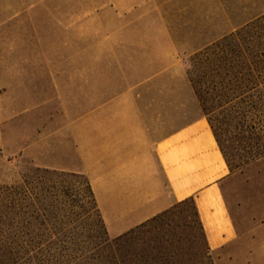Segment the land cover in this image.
<instances>
[{
    "label": "crops",
    "instance_id": "1",
    "mask_svg": "<svg viewBox=\"0 0 264 264\" xmlns=\"http://www.w3.org/2000/svg\"><path fill=\"white\" fill-rule=\"evenodd\" d=\"M118 18L114 29L138 28ZM99 44L96 54H24V80L0 78V153L15 154L18 143L38 168L83 175L110 238L193 198L215 264H264V225L242 230L224 191L231 172L205 117L164 129L150 117L155 85L173 64L142 74L139 63L149 57L142 46L150 42L133 34ZM21 117L28 126L37 119L36 138L16 134Z\"/></svg>",
    "mask_w": 264,
    "mask_h": 264
},
{
    "label": "rangeland",
    "instance_id": "2",
    "mask_svg": "<svg viewBox=\"0 0 264 264\" xmlns=\"http://www.w3.org/2000/svg\"><path fill=\"white\" fill-rule=\"evenodd\" d=\"M259 13H264V0H0V78L12 75L24 80V54H42L47 58L85 53L87 48L96 54L101 50L99 39L111 36L133 34L148 40L150 45L142 46L149 53L139 63L142 74L172 64L174 69L172 74L158 79L152 93L155 104L149 114L155 127L164 129L172 122L175 128L206 114L216 118L238 147L224 191L237 206L236 216L242 230L258 229L264 225V156L251 159L250 145L243 143V135L235 128L237 115L232 107L229 111L234 104L225 105L224 85L213 84L209 79L202 86V100L196 96L190 81L195 78H190L195 69L190 59L223 33L234 31L237 23ZM121 16H125L121 21L138 23V28L114 29ZM71 22H83L85 28L69 29ZM161 85L171 87L173 93L164 92ZM15 88L24 92V86ZM36 121L32 119V125L28 126L24 125V117L19 118L14 125L16 134L30 132L31 138H36L42 130ZM13 146L15 154L0 153V251H11L21 257L24 251L37 253L60 248L69 254L76 249H92L93 241L101 238L104 230L88 193L86 178L79 173L71 177L68 175L71 172H64L67 176L56 181L53 173H47L45 180L35 179L31 184L40 200L27 205L24 175L33 176L38 167L28 157H21L16 148L18 143ZM45 190L49 196L43 200ZM44 206L48 213L47 230L36 223L29 226L27 212L40 213ZM259 229L264 232V226ZM211 261L215 264L213 253ZM17 262L24 264L22 259Z\"/></svg>",
    "mask_w": 264,
    "mask_h": 264
},
{
    "label": "trees",
    "instance_id": "3",
    "mask_svg": "<svg viewBox=\"0 0 264 264\" xmlns=\"http://www.w3.org/2000/svg\"><path fill=\"white\" fill-rule=\"evenodd\" d=\"M233 29L192 56L190 62L197 71L194 69V73H190V78H196L190 81L200 100L202 86L209 79L213 84L225 86V105L233 103L229 111L233 108L237 115L235 128L243 135V143L250 145L251 159L258 160L264 156V13L250 15ZM207 115L205 119L231 172L238 147L234 146L220 122ZM47 173H53L56 181L60 176H67L64 172L41 168H36L33 176L24 175V203L32 206L33 200H40L31 184L35 179L45 180ZM85 184L101 221L87 180ZM47 190L41 199L49 196ZM41 208L40 213L27 212V224L36 223L47 230L48 213L45 206ZM103 230V236L96 238L94 247L88 251L76 249L68 254L64 249L56 248L37 253L24 251L21 257L11 251H0V264H18V259L24 264H212V252L193 198L176 202L121 236L110 238L104 226Z\"/></svg>",
    "mask_w": 264,
    "mask_h": 264
}]
</instances>
